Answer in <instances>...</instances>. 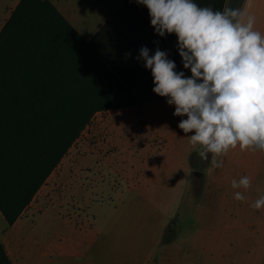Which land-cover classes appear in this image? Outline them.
Masks as SVG:
<instances>
[{
    "label": "rangeland",
    "instance_id": "374dc122",
    "mask_svg": "<svg viewBox=\"0 0 264 264\" xmlns=\"http://www.w3.org/2000/svg\"><path fill=\"white\" fill-rule=\"evenodd\" d=\"M10 2L0 0V26ZM68 6L82 24H96L110 7ZM241 11L264 36V0ZM174 111L166 100L113 112L116 127L93 148L81 133L35 196L39 206L22 213L9 249L20 244L32 264H264V206L251 207L264 196V152L237 145L213 168L212 154L202 161L189 143L194 132L178 127L187 116ZM243 176L251 186L233 189ZM7 228L0 213V242ZM47 243L53 252L39 255Z\"/></svg>",
    "mask_w": 264,
    "mask_h": 264
},
{
    "label": "trees",
    "instance_id": "16d2710c",
    "mask_svg": "<svg viewBox=\"0 0 264 264\" xmlns=\"http://www.w3.org/2000/svg\"><path fill=\"white\" fill-rule=\"evenodd\" d=\"M193 2L213 11L225 5ZM167 59L174 71L185 72L178 47ZM127 64L108 63L51 0H19L12 9L0 28V213L7 226L22 215L97 111L168 98L152 91L145 62ZM0 264H13L3 242Z\"/></svg>",
    "mask_w": 264,
    "mask_h": 264
},
{
    "label": "clouds",
    "instance_id": "9594fccd",
    "mask_svg": "<svg viewBox=\"0 0 264 264\" xmlns=\"http://www.w3.org/2000/svg\"><path fill=\"white\" fill-rule=\"evenodd\" d=\"M147 7L151 26L159 36H177L183 67L191 77L174 71L175 63L157 49H140L139 58L151 70L155 87L152 91L168 97L175 105V116H187L178 127L194 132L189 143L200 146L198 156L220 168L217 157L239 145L264 152V36L253 30L255 17L239 8L225 7L213 11L193 0H137ZM202 81V82H197ZM251 178L231 181L233 189H248ZM234 198L246 199L236 191ZM264 206V196L251 207Z\"/></svg>",
    "mask_w": 264,
    "mask_h": 264
},
{
    "label": "crops",
    "instance_id": "0c3cea01",
    "mask_svg": "<svg viewBox=\"0 0 264 264\" xmlns=\"http://www.w3.org/2000/svg\"><path fill=\"white\" fill-rule=\"evenodd\" d=\"M10 4L6 6L5 17L3 19L2 25L5 20L9 17L12 9L16 6L19 0H11ZM57 9L65 16V18L72 24V26L86 39L94 41L95 49L107 59L108 63H113V65L128 63V66H134V64L143 63L144 60L139 58L140 49L146 47L149 49V56L154 55L157 49L166 52L167 57H171L175 53L178 42L177 36L173 34L165 33L164 36H159L155 29L151 26L150 16L146 6L137 3V0H108L110 5L109 9L104 12V15L100 18L99 22L96 24H82L78 22L75 18L73 7L68 6V0H51ZM257 0H241L242 4L240 10L252 8ZM228 2L230 3V8L237 3V0H225L224 8L227 7ZM223 8V10H224ZM236 9V8H234ZM0 26V28L2 27ZM125 34L132 35L134 41H130ZM136 36L142 37L140 42ZM147 43V44H145ZM179 58H182L179 54ZM126 65V66H127ZM184 75L187 78L191 77L190 69H186ZM169 98H163L157 101H166ZM150 103V102H148ZM138 105L126 106L121 108H113L106 111H97L91 118L90 123L84 128L82 133H85V137L82 139L84 145H90L93 148L95 145L101 142V133L107 132L109 129H114L116 127L117 121L113 118V112H118L119 110H130L132 108L139 107ZM116 114V113H115ZM122 114V113H121ZM61 163V161H60ZM59 167V164L48 176L44 184L39 188L36 195L39 194L40 190L45 186V183L51 177L55 170ZM33 197L30 204L24 210L39 206L41 200L37 202L36 205H32L35 199ZM47 208L44 207L40 210L42 214ZM23 216L15 220V222L8 226L6 232L4 233L1 242L4 243L6 250L13 262V264H32L29 261L23 260V256L28 253L23 246L16 245L10 248V243L15 238L14 233L17 230V224ZM53 245L48 244L45 247L38 249L39 255H46L53 252Z\"/></svg>",
    "mask_w": 264,
    "mask_h": 264
},
{
    "label": "water",
    "instance_id": "95a60500",
    "mask_svg": "<svg viewBox=\"0 0 264 264\" xmlns=\"http://www.w3.org/2000/svg\"><path fill=\"white\" fill-rule=\"evenodd\" d=\"M194 173H195V174H199V172H197V171H195Z\"/></svg>",
    "mask_w": 264,
    "mask_h": 264
}]
</instances>
